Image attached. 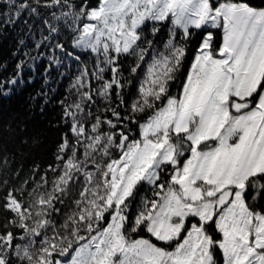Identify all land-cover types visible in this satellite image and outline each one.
<instances>
[{
  "label": "snow or ice",
  "instance_id": "obj_1",
  "mask_svg": "<svg viewBox=\"0 0 264 264\" xmlns=\"http://www.w3.org/2000/svg\"><path fill=\"white\" fill-rule=\"evenodd\" d=\"M17 22L78 74L38 179L0 128V264H264V0H0Z\"/></svg>",
  "mask_w": 264,
  "mask_h": 264
},
{
  "label": "trees",
  "instance_id": "obj_2",
  "mask_svg": "<svg viewBox=\"0 0 264 264\" xmlns=\"http://www.w3.org/2000/svg\"><path fill=\"white\" fill-rule=\"evenodd\" d=\"M21 38L24 39L25 45L18 43ZM25 52H30L31 56L37 59H30ZM49 55L47 49L35 50L34 42L29 39L22 23L6 25L3 31H0V81L11 78L18 81L16 85L6 84L0 89V128L11 126L15 129L14 137L4 132L3 144L11 169L20 172L19 179L31 177L36 168L39 169L38 179L49 165L57 163V147L62 134L67 131L61 120L60 101L65 98L69 101L72 99L70 84L78 74V68L71 61H67L59 70L55 67L47 70ZM21 61H24V67L18 73L16 65ZM68 64H71V67H68ZM189 66L190 63L185 64L177 83L172 85L173 95L178 94L179 85L185 79ZM124 70L127 75V66ZM61 72L64 73L63 76L60 75ZM131 91L134 94L135 81ZM48 176L51 178L52 173L49 172ZM70 210L62 207L65 213ZM218 259L222 258L218 256Z\"/></svg>",
  "mask_w": 264,
  "mask_h": 264
}]
</instances>
